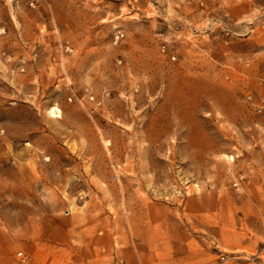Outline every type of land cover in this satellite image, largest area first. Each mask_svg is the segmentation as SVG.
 <instances>
[{
  "label": "rangeland",
  "instance_id": "1",
  "mask_svg": "<svg viewBox=\"0 0 264 264\" xmlns=\"http://www.w3.org/2000/svg\"><path fill=\"white\" fill-rule=\"evenodd\" d=\"M106 233L264 264V0H0V253Z\"/></svg>",
  "mask_w": 264,
  "mask_h": 264
},
{
  "label": "crops",
  "instance_id": "2",
  "mask_svg": "<svg viewBox=\"0 0 264 264\" xmlns=\"http://www.w3.org/2000/svg\"><path fill=\"white\" fill-rule=\"evenodd\" d=\"M146 223V222H145ZM170 230V229H167ZM169 233V232H168ZM112 240L109 238L108 233H106L104 236H96L93 240H84L82 243V246L79 247L80 255L76 259L73 264H103L102 262L110 258L112 254ZM191 244H188V247L190 248ZM199 245V244H198ZM175 244L173 242V238H170L167 240V252L166 257L164 259H153V260H146L144 256H142V262L141 264H189L188 260H192L193 264H205V249L204 247H198L197 251L201 250V256L199 253H194L193 250H190L188 248H185L186 255H179L174 254L175 250ZM27 249H30L31 245L29 244L26 246ZM96 248H99L97 250ZM143 254L145 253L144 250L146 249L145 244L141 247ZM104 249V251H103ZM21 251V250H20ZM25 251V250H22ZM18 252V251H17ZM16 252V253H17ZM196 254V255H195ZM101 257L98 259V257ZM126 264H138V260L135 258L134 254L132 252L126 251ZM103 259V261H102ZM17 261V259H16ZM15 259H13L12 255L9 253H0V264H19V262H16Z\"/></svg>",
  "mask_w": 264,
  "mask_h": 264
},
{
  "label": "built area",
  "instance_id": "3",
  "mask_svg": "<svg viewBox=\"0 0 264 264\" xmlns=\"http://www.w3.org/2000/svg\"><path fill=\"white\" fill-rule=\"evenodd\" d=\"M104 251V249H103ZM16 259L19 264H35L33 256L26 251H18L16 253ZM104 264H126L125 259L117 253L116 250L113 251L110 258H108Z\"/></svg>",
  "mask_w": 264,
  "mask_h": 264
}]
</instances>
